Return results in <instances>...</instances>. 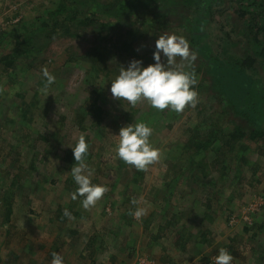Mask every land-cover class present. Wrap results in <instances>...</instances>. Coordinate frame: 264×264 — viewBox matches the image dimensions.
Wrapping results in <instances>:
<instances>
[{
    "label": "rangeland",
    "instance_id": "obj_1",
    "mask_svg": "<svg viewBox=\"0 0 264 264\" xmlns=\"http://www.w3.org/2000/svg\"><path fill=\"white\" fill-rule=\"evenodd\" d=\"M61 1L0 0V33L20 30L25 24L39 25L38 19ZM81 1L92 7L94 1L114 5L132 0ZM135 1L147 12L144 21L131 20L129 25L119 23L126 25L124 28L133 25L134 33L129 38L122 36L125 30L116 26L76 30L74 36L50 39L36 36L34 42L39 49L31 59L21 58L20 72L14 83H10L12 77L0 68V264H51L53 252L62 254L64 264H134L139 257L153 260L154 264H161L160 259L164 263L161 257L171 249L173 236H186L185 228L192 234H200L208 227V222L192 216L195 212H191L189 206L185 208L182 194L188 190L182 181L178 184V174L168 171L165 151L179 152V146L185 145L192 132L198 130L197 137L203 138L211 125L227 126L232 131L240 128L245 134L253 131L243 116L233 113L230 97L231 89L236 86L230 82L247 88L252 86L254 93L257 90V94L261 93V100L245 102L252 97L247 96L235 102L240 104L239 109L247 103L249 110L262 117L257 123L264 125V57L255 55L252 34L244 28L245 19L239 18L232 0H214L212 8L192 6L187 0ZM229 7L230 11L226 12ZM164 34L183 36L190 49L198 53L193 65L182 69L195 72L197 106L176 113L170 109L158 111L147 100L133 107L113 99L111 81L118 76L121 67L127 68L133 59L142 60L145 67L154 64L156 40ZM125 41L130 54L124 51ZM13 42V38H6L0 44V56L11 51ZM248 55L256 59L252 68L241 65ZM69 60H72L70 69L65 70L64 65ZM91 64L98 65L101 72L87 78L86 71ZM181 65L186 62L177 57L174 67ZM45 68L56 77L47 94L41 91ZM213 68L230 72L225 89L215 88L220 77L215 76L217 72ZM90 77L96 81V86L87 83ZM94 89L100 91L104 110L99 127L90 126L91 119L81 115L88 108ZM39 100L42 104L37 105ZM137 122L152 127L151 143L160 149L161 157L135 182L138 176L135 167L122 166L124 161L119 163L122 160L116 153L119 143L116 135L121 128ZM81 135L89 144L91 157L86 163L92 170V183L108 188L96 206L87 210L82 207L80 198L71 199L78 185L70 173L77 163L70 147L75 146ZM249 148L246 159L250 163L237 168L235 162L231 164L227 173V177H231L229 187L220 188L222 182L218 189L206 187L197 192L202 203L196 210H205L206 196H209L220 212L218 225L222 230L217 228L216 233L227 242L224 249H236V262L233 260L232 264H243L244 259L254 257L248 249L252 244L248 231L264 217V142L259 148ZM217 175L213 172L214 177ZM171 180L173 191L161 192L162 197L160 194L157 203L153 202ZM216 191L223 195L219 197ZM164 195L170 196L172 204L166 215L163 214L166 205L160 201ZM133 199L139 204H132ZM260 200L262 206H259ZM137 207L147 209L143 223L142 218L138 220L130 214ZM9 208L13 215L7 222ZM65 209L72 213L73 219L64 216ZM177 210L181 215L174 223L170 214ZM151 223L154 226L149 235L155 246H146L145 253L139 254L137 249L124 253L131 236L129 230L142 231L144 224L151 226ZM129 247L132 249L131 245ZM218 254L214 247L204 255L213 261ZM178 260L180 258H176V263ZM201 264H209V261Z\"/></svg>",
    "mask_w": 264,
    "mask_h": 264
},
{
    "label": "trees",
    "instance_id": "obj_2",
    "mask_svg": "<svg viewBox=\"0 0 264 264\" xmlns=\"http://www.w3.org/2000/svg\"><path fill=\"white\" fill-rule=\"evenodd\" d=\"M192 6H208L213 7L214 0H187ZM236 5L235 11L238 12L239 18L245 19L244 28L252 34V40L254 41V53L256 56L264 57V3L260 2V0H232ZM137 1L132 0L129 3H117L112 5H100L97 1L92 2L94 6L90 7L84 5L81 0H62L59 4L54 5L52 9L46 12V16L42 17L39 25L35 23L25 24L23 28L16 31H9L0 33V44L4 43L6 38H13L14 42L12 45L11 51L9 53L0 56V68L4 73H7L11 78L10 83H14L17 72L21 67V58L31 59L32 56L37 51L38 46L35 44L34 39L36 36L43 38H54V36H74V31L82 30L85 28H111L116 26L119 29H124L125 31L122 33L124 37L129 38V36L134 33L133 25L129 28H124L126 25L130 24L131 20L144 21V17L146 16L147 10L145 8L140 7L136 3ZM91 3V4H92ZM136 3V4H135ZM231 7L226 8V12L230 11ZM212 10V9H211ZM223 10V9H222ZM223 12V11H222ZM221 12V13H222ZM118 19V20H117ZM43 20V21H42ZM102 20H106L104 23ZM124 22L126 25L119 24ZM98 26V27H97ZM121 32V31H120ZM125 48L124 51L127 54H130V47L127 44V41L124 42ZM39 49V48H38ZM124 53V52H123ZM211 56V53H210ZM242 63L246 68H252L256 59L252 56L248 55ZM72 60H69L65 63V70L70 69L71 64H69ZM231 68V67H230ZM217 73L215 76H219L218 85L215 86L217 90L225 89L227 85H225L226 80L229 79L230 72L227 70L220 72L217 68H213ZM235 70V68H231ZM108 70V69H107ZM112 70V69H111ZM25 69L22 70V72ZM101 69L96 64H91L86 71L87 78H89L90 74H100ZM1 82V79H0ZM87 83L91 86L96 84V81L87 79ZM45 80L41 82V85L44 86ZM229 84L236 86V88L231 91L232 103L230 106L233 109V113L235 115H241L244 117L246 122L253 127V131L249 134H245L240 128L232 131L231 128L218 127L216 125H211V127H207L208 132L203 135V138L197 137V132H192V136H189V139L186 141L185 145L179 146V152H169L165 151L167 154V160H165V164L169 172H174V174H178V184L182 181V184L188 190L185 194H182L183 201H186L185 205L189 206L191 212H195L192 215L196 220L206 221L210 219L211 212V203L213 201L212 198L206 196L207 204H205V210L202 212L195 209V207L202 203V199H199L198 191H202L206 187H212L218 189L217 186L219 183L223 182L222 187H229L230 178L227 177V173L231 164L236 163V168L241 167L243 164L250 163L246 159V154L250 150L249 147L259 148L264 142V125H260L259 122L260 116H257L252 110H249L246 106L249 100H261V93H254V89L252 86L247 88L246 85L241 86L239 84H235L230 82ZM9 86V83H8ZM96 86V85H95ZM224 91V90H223ZM40 95V93H39ZM247 96H252L248 101H245L242 108H240V104L236 103L235 100H241L242 98L246 99ZM101 94L100 91L94 89L91 95V101L86 107V110L81 112V115L88 117L91 119L93 124L97 127L101 124V117L103 118L104 110L101 106ZM229 99V101H230ZM253 102V101H252ZM42 104L39 100L37 101V105ZM253 105V104H252ZM259 114V113H258ZM132 120V119H131ZM259 120V121H258ZM257 124V125H256ZM256 125V126H254ZM184 154V156L182 155ZM74 156V155H73ZM91 157L90 151L86 158L89 160ZM120 161L119 163H122ZM126 163L124 162L122 166ZM213 172H217V176H213ZM135 173L138 175L135 179V182L139 181V178L143 177V171H138L135 168ZM176 179V178H175ZM171 182H166L163 190L159 191L157 197L153 199V202L157 203L160 199V194L162 197V193L165 190H171ZM13 187L15 184L12 185ZM202 186V187H199ZM173 191V190H171ZM215 192V191H214ZM14 194V193H13ZM172 195V192H170ZM219 197L220 194L216 193ZM217 195L215 197H217ZM186 196V197H185ZM170 196L164 195V197L160 200L165 203L166 209L163 211V214L166 213L172 208L171 202L169 200ZM11 201V198H8ZM159 201V202H160ZM193 201V202H192ZM12 206V203H10ZM170 208V209H169ZM182 210H184V206H182ZM175 211L171 213L170 216L174 223H176L180 219L181 212ZM13 215L12 208L7 209V222L10 221L11 216ZM189 218H191L190 213L187 214ZM191 221L188 220V222ZM187 223L184 224L186 226ZM188 229L185 228V233H188ZM253 233L251 234V232ZM251 235L252 243L255 242V238L261 233L264 232V217L256 222L255 227L252 230L248 231ZM261 242V240L259 239ZM234 257L235 260L236 252L235 248H226ZM204 261H209L215 264V260L210 261V257H205L203 255ZM248 259H244L247 261ZM254 259L250 262L252 263ZM262 264V263H261Z\"/></svg>",
    "mask_w": 264,
    "mask_h": 264
},
{
    "label": "clouds",
    "instance_id": "obj_3",
    "mask_svg": "<svg viewBox=\"0 0 264 264\" xmlns=\"http://www.w3.org/2000/svg\"><path fill=\"white\" fill-rule=\"evenodd\" d=\"M177 57L186 62V65L174 67ZM197 57L198 53L190 49L189 42L183 36L161 35L156 40L153 52L155 63L145 67L142 60L133 59L127 68L121 67L118 76L111 81L112 98L121 103L127 102L133 107L138 102L147 100L151 107L158 111L170 109L182 113L186 107L195 108L199 100L194 86L198 81L194 71L182 69L190 68ZM43 77L45 84L41 91L47 94L56 77L46 68L43 69ZM152 134V127L144 122L132 123L121 128L119 135H116L119 138L116 147L118 157L138 171H147L149 166L159 162L161 157L160 149L151 143ZM70 148L77 162L70 173L78 185L76 191L71 193V199L80 198L82 207L87 210L96 206L108 188L94 184L90 179L92 170L86 163L89 154L86 137L81 135L75 146ZM131 202L134 205L139 204L136 199ZM130 214L139 220L147 214V209L137 207ZM64 216L74 218L68 209L64 210ZM52 257L51 264H64V258L59 252H53ZM214 259L215 264H232L234 257L227 249L221 248Z\"/></svg>",
    "mask_w": 264,
    "mask_h": 264
},
{
    "label": "crops",
    "instance_id": "obj_4",
    "mask_svg": "<svg viewBox=\"0 0 264 264\" xmlns=\"http://www.w3.org/2000/svg\"><path fill=\"white\" fill-rule=\"evenodd\" d=\"M174 205L177 206V204ZM187 207L188 206H186L185 208ZM210 207L212 210L210 212V219L206 220V224L208 222V227H205V231L200 234H196L193 232L194 235L188 231V234L186 236H180L182 234H180L178 237L173 236V238H175L171 242V249L169 250L168 254L163 253L161 257L164 263H162L161 259L159 258L161 264H181L180 260L182 261V264H201L202 262H204L203 258L201 259V257H203V255L207 253L209 249L215 247V250L219 251L221 248H225L227 242L225 241L224 237L220 238V234L216 233L217 228H219V231L222 230V226L218 225V221L221 217L220 212L218 211L217 206H215L214 202L211 203ZM171 215L172 214H170V216ZM143 222L144 220L142 221V223ZM151 226L144 224V228H142V231L136 229V231L134 229L131 231L129 230L128 234H131V236L126 241L128 246L125 248L126 250L124 251V253L126 251L129 252V250L134 251L135 249H137L135 251L140 254V252L145 253L146 246H149L150 248L154 247L155 244L154 242H151V238L149 235L153 230L151 228H153L154 224L151 223ZM221 232L223 234H226V232ZM261 235L262 238L260 237ZM227 236L230 237L231 233H228ZM255 239V242L248 246V249L251 250L255 255H253L254 257H251L247 261L242 262L243 264H264V232H261ZM259 239L261 240V242L259 241ZM91 240V242H94L93 239ZM88 245L90 247L91 243L89 242ZM130 245L132 246V249H130ZM208 245L212 246L211 248H208L206 250L205 247ZM89 252L91 251L89 250ZM164 254H166L167 256ZM147 256L149 257V255ZM204 256L208 257V255ZM91 257H93V255ZM176 258H180V260H178L179 262L177 263ZM252 259L254 260L251 263L250 261ZM235 260L233 261V263L236 262Z\"/></svg>",
    "mask_w": 264,
    "mask_h": 264
},
{
    "label": "built area",
    "instance_id": "obj_5",
    "mask_svg": "<svg viewBox=\"0 0 264 264\" xmlns=\"http://www.w3.org/2000/svg\"><path fill=\"white\" fill-rule=\"evenodd\" d=\"M262 204H263V202H262V200H260L259 206H262ZM232 221H234V220L232 219ZM232 221H231V223H232ZM135 264H154V261L153 260L151 261L147 258H140L139 257V259H137V262Z\"/></svg>",
    "mask_w": 264,
    "mask_h": 264
}]
</instances>
